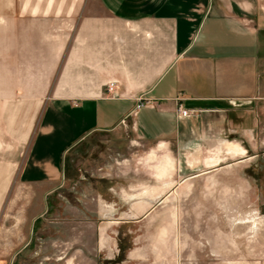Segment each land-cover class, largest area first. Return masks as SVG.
Here are the masks:
<instances>
[{
	"label": "crops",
	"instance_id": "0c3cea01",
	"mask_svg": "<svg viewBox=\"0 0 264 264\" xmlns=\"http://www.w3.org/2000/svg\"><path fill=\"white\" fill-rule=\"evenodd\" d=\"M14 120L20 148L38 123L15 159ZM129 124L148 145L133 165L148 186L172 187L178 171L181 185L213 182L222 159L236 173L244 156L243 185L264 201V0H0V186L15 171L54 182L68 149Z\"/></svg>",
	"mask_w": 264,
	"mask_h": 264
},
{
	"label": "rangeland",
	"instance_id": "374dc122",
	"mask_svg": "<svg viewBox=\"0 0 264 264\" xmlns=\"http://www.w3.org/2000/svg\"><path fill=\"white\" fill-rule=\"evenodd\" d=\"M36 124L28 123V145ZM12 127L15 159L28 145L17 147L25 124L14 120ZM147 146L136 142L130 124L122 125L115 132H94L68 149L54 182L24 185L15 171L12 185L0 186V259L10 264H264L262 190L244 187V156L230 162L236 173L226 157L207 176L213 182L181 185L178 171V184L166 189L148 186L143 174L133 173L134 159L139 152L145 157ZM249 173L262 172L254 164ZM147 190L155 197H137ZM245 194L256 201L245 202L239 197Z\"/></svg>",
	"mask_w": 264,
	"mask_h": 264
},
{
	"label": "built area",
	"instance_id": "2783aa9c",
	"mask_svg": "<svg viewBox=\"0 0 264 264\" xmlns=\"http://www.w3.org/2000/svg\"><path fill=\"white\" fill-rule=\"evenodd\" d=\"M115 84H109L108 86H107V93L108 94H112L113 92H114V90H115ZM182 112V115L183 116H187V114H188V112L186 111V110H184V111H181Z\"/></svg>",
	"mask_w": 264,
	"mask_h": 264
}]
</instances>
